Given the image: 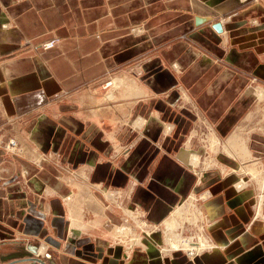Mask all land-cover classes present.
Returning <instances> with one entry per match:
<instances>
[{"label": "crops", "instance_id": "0c3cea01", "mask_svg": "<svg viewBox=\"0 0 264 264\" xmlns=\"http://www.w3.org/2000/svg\"><path fill=\"white\" fill-rule=\"evenodd\" d=\"M259 90L264 0H0V264H264ZM189 200L192 258L158 229Z\"/></svg>", "mask_w": 264, "mask_h": 264}, {"label": "rangeland", "instance_id": "374dc122", "mask_svg": "<svg viewBox=\"0 0 264 264\" xmlns=\"http://www.w3.org/2000/svg\"><path fill=\"white\" fill-rule=\"evenodd\" d=\"M246 1V0H245ZM229 15V14H228ZM228 15H227V17H228ZM223 17H226V14L223 16ZM5 25V24H4ZM3 25V27L4 28H8V26H4ZM136 27V26H135ZM224 31V30H223ZM225 36V35H224ZM183 38H185L187 41H189L190 39L189 38H191V35L189 34V36L188 35H184V37ZM47 39H58L59 41H60V37H58V36H53V37H50V38H47ZM47 39H45V40H47ZM189 39V40H188ZM58 41V42H59ZM45 42V41H44ZM44 42H42L41 43V45H42V47H43V43ZM45 48V47H44ZM175 66L176 67H179V63L176 61V63H175ZM110 83H112V84H114V85H116L117 84V79H115V80H112V82L111 81H109V84ZM258 88V87H257ZM263 90H259V92H258V96L260 97V98H262L263 96H264V92H262ZM136 117V116H135ZM137 117H139V118H142L143 119V121H144V124H146L147 123V118H145V117H143V116H137ZM136 117V118H137ZM135 119V118H134ZM171 129L172 127H171V125H169L168 124V126H166V129L168 130V129ZM251 129V128H250ZM193 154H196L195 152H193ZM244 157V156H243ZM246 158V157H245ZM194 159L196 160V165H195V168H194V170L192 169V171L194 172V174H196L197 176H199V178H201V180H203V179H205V176H206V173L205 172H203L202 173V169L204 168V163H205V160L203 159V157H200L198 154L197 155H194ZM224 164H227V163H225L224 162ZM252 164V163H251ZM192 166V165H191ZM199 168H198V167ZM219 166V165H218ZM218 166H210V168L208 169V170H210V169H216V167H218ZM229 168H231V166H228ZM229 168H228V170H229ZM228 170H226V171H228ZM207 171V170H206ZM240 173V176L241 177H245L248 181H249V183H254L255 181L252 179V176H250L249 175V173H245V172H239ZM251 173H253V172H251ZM254 174V176H256V177H258V178H260L261 177V174L260 173H258L257 174V172L256 173H253ZM263 178V177H262ZM254 185H257L256 183H254ZM256 187V186H255ZM256 188H258L259 189V187H256ZM114 191H111V192H113L114 194H117L118 192H115L116 190L115 189H117V188H112ZM118 191L120 190V189H117ZM120 192V191H119ZM259 194V193H258ZM204 196H207V193H205V195ZM193 204H195V206L197 205L198 207H193ZM128 209H127V214L128 215H130V216H132L134 219H136L137 220V223H136V225H138L141 229H143V233H147L148 231H147V229H148V227H151L152 226V223H154L153 221H151L149 218H147V216L145 215V212H144V210L141 208V207H139V206H137V208H136V210H132V209H130L129 207H127ZM181 208H184V210H183V212H180L179 214H177V215H175V213L176 212H179V210L181 209ZM200 210H199V209ZM202 207L200 206V203L197 201V200H195V203H192L190 200L188 201V202H185V204L183 205L182 203L180 204V207H175V209L171 212V210H170V212L172 213L171 214V220H169L168 221V226L166 225H162L160 228H158V229H160L162 232H163V240L161 241V245H162V247L163 248H166L165 249V252H167V251H173V250H175L176 249V251H180L181 253L182 252H184L186 255H188L189 257H190V255L188 254V251L187 250H185L184 248H180L181 247V243H180V246H179V244H178V247H176L175 245H172L170 242H168V236L170 235L169 233H174L175 235H176V237H178V233L176 232L177 231V229H179L180 227H179V222L180 221H182V220H187L188 222H190V223H193V224H195V222H200V224H201V226L200 227H198V225L197 224H195V225H192V224H189V223H187L186 224V226H184L183 227V233L186 235V236H188V238L187 237H185L186 239H189V237H191V236H193V235H196L198 232H200V229L202 228V230H204V226H206L207 224H208V218L206 219V221H204L203 220V215H202ZM169 212V213H170ZM168 213V214H169ZM167 214V215H168ZM175 216H174V215ZM185 214H186V216H185ZM166 215V216H167ZM182 216H184L183 217V219H182ZM190 216V217H189ZM204 216L206 217L207 216V214L204 212ZM142 219H143V221H142ZM144 219L146 220V222L148 223L147 225H146V222L144 221ZM179 220V222H178V220ZM174 220H175V222H174ZM203 220V221H202ZM177 223V224H176ZM145 224V225H144ZM164 224V223H163ZM111 225V228L110 229H112L113 230V228L114 227H116L117 225H120V226H123L124 225V227H126V228H124V230L123 231H120V232H114L113 234L116 236V241L118 242V243H121V244H124V245H126V247L127 248H131V246L132 245H134V246H140V249H143L144 248V242L142 241V233L138 230V232L140 233V234H137V236H136V234L134 233V230L129 226V225H126L125 223H124V221H121L119 224H114V223H111L110 224ZM171 227V230H170V228L169 229H167V227ZM172 229H174V230H172ZM145 230V231H144ZM176 230V231H175ZM167 232V233H166ZM145 233V234H146ZM149 233H150V231H149ZM130 234V235H129ZM174 236V235H173ZM117 237H119V239L117 238ZM122 240H121V239ZM141 240V242H138V244H136V242H137V240ZM191 239V238H190ZM127 240V241H126ZM134 241V242H133ZM195 241L196 242H199V240H197V238H195ZM114 244H116V242L115 243H111L109 246H113ZM154 244V243H153ZM159 244V245H160ZM155 245V244H154ZM147 246V245H146ZM145 246V247H146ZM150 246H151V244H150ZM156 246V245H155ZM193 246L195 247H198V245H197V243L194 245L193 244ZM43 247H46V249H47V244L46 243H43V244H41L40 245V247H39V251L43 248ZM142 247V248H141ZM152 247V246H151ZM161 247V246H160ZM139 248V247H138ZM132 249V248H131ZM130 249V250H131ZM137 248H135L134 250H136ZM144 249H148V248H144ZM40 253V252H39ZM134 255V253L133 252H131V253H128V255L126 256V258H127V261L129 262V263H132V262H134L135 261V258H136V256H134L132 259H131V257ZM192 258V257H191ZM137 262L139 261L140 263H142V264H148L147 262H145L141 257L138 259V260H136ZM135 261V262H136ZM134 262V263H135Z\"/></svg>", "mask_w": 264, "mask_h": 264}, {"label": "bare ground", "instance_id": "6f19581e", "mask_svg": "<svg viewBox=\"0 0 264 264\" xmlns=\"http://www.w3.org/2000/svg\"><path fill=\"white\" fill-rule=\"evenodd\" d=\"M242 1H245V0H242ZM4 26H8V24H5ZM137 30V29H136ZM139 30H140V27H139ZM138 31V30H137ZM57 44V43H56ZM55 44V45H56ZM55 45H53V46H55ZM53 46H50V47H46V48H52ZM45 48V49H46ZM176 67V66H175ZM168 126V125H167ZM168 130H170V128L168 129ZM213 137V136H212ZM236 143V142H235ZM230 145V144H229ZM237 145V144H236ZM245 148V147H244ZM235 150V149H234ZM240 149L238 148V151H239ZM248 150V149H247ZM228 151V150H227ZM245 151V150H244ZM235 153V152H234ZM237 153V152H236ZM230 154V153H229ZM237 155H241L240 154V152H239V154H237ZM236 155V156H237ZM245 155V153L243 154V156ZM233 157V156H232ZM246 157L247 158H249V157H251L250 156V153H249V151H247L246 152ZM246 158V159H247ZM251 172H254L253 171V169H251ZM262 176V175H261ZM262 183V182H261ZM106 192H108V194H107V197L108 196H110V198L111 197H114V198H117V197H119V194H114L113 192H111V191H106ZM106 195V194H105ZM183 205L185 204V203H182ZM132 210H134V209H132ZM183 210H184V208H181L180 210H179V212H176L175 213V215H177V214H179L180 212H183ZM174 215V214H173ZM174 215V216H175ZM133 216V215H132ZM185 216H186V214H185ZM183 217L184 216H182V219H183ZM190 217V216H189ZM169 220H171V219H169ZM178 220V219H177ZM167 221V220H166ZM183 221V220H182ZM174 222H175V220H174ZM178 222H179V220H178ZM185 222V221H184ZM186 223V222H185ZM177 224V223H176ZM184 225V224H183ZM182 225V226H183ZM186 225V224H185ZM180 226V225H179ZM124 228H126V227H124V226H120V225H118V226H116V230L115 231H117V232H120V231H123L124 230ZM170 228V230H171V227L169 226V227H167V229H169ZM172 230H174V229H172ZM179 231V230H178ZM167 233V232H166ZM170 235L168 236L169 238L167 239L168 240V242H170L172 245H175L176 247H178V244H179V246H180V243H181V247L180 248H184L185 250H187L188 251V254L190 255V257H195L196 256V253H197V247H194L193 246V244H192V241L191 240H189V239H186V238H184L182 235H181V237L178 235V237H176V235L172 232V233H169ZM174 235V236H173ZM204 238V237H203ZM134 242V241H133ZM138 242H141V240H137V243ZM206 243V242H205ZM204 243V244H205ZM205 246H207L206 244H205ZM46 251V247H43L39 252H41L42 254H43V252H45ZM200 253V252H199Z\"/></svg>", "mask_w": 264, "mask_h": 264}, {"label": "built area", "instance_id": "2783aa9c", "mask_svg": "<svg viewBox=\"0 0 264 264\" xmlns=\"http://www.w3.org/2000/svg\"><path fill=\"white\" fill-rule=\"evenodd\" d=\"M5 23H7V21H5ZM58 39H47V40H45V42L43 43V47H50V46H53V45H55L56 43H58ZM115 192H118L117 194H120V192L119 191H115ZM142 221H143V219H142ZM144 221L146 222V220L144 219ZM148 223L146 222V225H147ZM145 225V224H144Z\"/></svg>", "mask_w": 264, "mask_h": 264}, {"label": "water", "instance_id": "95a60500", "mask_svg": "<svg viewBox=\"0 0 264 264\" xmlns=\"http://www.w3.org/2000/svg\"><path fill=\"white\" fill-rule=\"evenodd\" d=\"M219 23H220V22H218V27H219V25H220Z\"/></svg>", "mask_w": 264, "mask_h": 264}]
</instances>
